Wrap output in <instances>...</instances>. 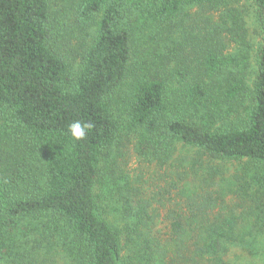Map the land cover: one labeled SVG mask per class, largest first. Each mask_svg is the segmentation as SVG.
Here are the masks:
<instances>
[{
  "label": "trees",
  "instance_id": "obj_1",
  "mask_svg": "<svg viewBox=\"0 0 264 264\" xmlns=\"http://www.w3.org/2000/svg\"><path fill=\"white\" fill-rule=\"evenodd\" d=\"M252 1L251 87L225 74L247 32L228 0H0V264H225L230 242L264 227V0ZM139 29L167 44L131 67ZM77 120L93 125L81 140ZM175 143L253 167L179 174L162 242L150 202L116 169L125 144L163 166ZM115 197L121 229L100 210Z\"/></svg>",
  "mask_w": 264,
  "mask_h": 264
},
{
  "label": "rangeland",
  "instance_id": "obj_2",
  "mask_svg": "<svg viewBox=\"0 0 264 264\" xmlns=\"http://www.w3.org/2000/svg\"><path fill=\"white\" fill-rule=\"evenodd\" d=\"M231 7L238 9L245 22L247 28L245 46L235 43L227 54L235 56L238 60L233 64H229L225 68V74L229 70H240L246 75L247 83L252 87L256 74V53L262 41L261 29L256 16L255 6L252 0H228ZM60 4V0H52V8H56ZM194 11V9H192ZM133 39V38H132ZM147 45L144 46L145 42ZM165 42V41H164ZM157 43L154 37H150L148 32L137 30L132 41V57L131 67L135 62L142 61L146 58L165 51L163 47L166 43ZM241 55V58L239 57ZM243 61V62H242ZM241 64V65H239ZM79 63L73 64V71H77ZM131 77L126 80L122 91H128L131 87ZM120 157L117 173H124L128 180L133 183L135 191L139 194L138 198H142L150 202L149 210L155 217V236L162 242H166L172 235V219L170 212L181 209V196L179 189L176 188L175 181L181 179L179 174L184 171L196 170L199 174L209 171L213 167L220 169L222 172L229 174L241 172L251 169L252 164L246 159L243 160H226L212 159L203 151L190 146H184L181 143H175L171 146L169 157L166 165H159L155 162H147L136 155L133 148L129 144H125ZM185 168V169H184ZM191 173V172H190ZM102 200V215L116 228L121 229L127 225L128 218L120 210L119 201ZM236 198L227 197V203L235 204ZM184 206V203H183ZM180 211V210H178ZM130 221V220H129ZM127 233L122 236V243L125 252L128 253L129 246L127 242ZM225 264H264V227L258 226L247 233L242 241L230 242L225 251L222 253ZM57 264H63L58 261Z\"/></svg>",
  "mask_w": 264,
  "mask_h": 264
},
{
  "label": "clouds",
  "instance_id": "obj_3",
  "mask_svg": "<svg viewBox=\"0 0 264 264\" xmlns=\"http://www.w3.org/2000/svg\"><path fill=\"white\" fill-rule=\"evenodd\" d=\"M92 127L93 125L89 122H81L77 120L68 126V130L75 140H81L85 138L87 131Z\"/></svg>",
  "mask_w": 264,
  "mask_h": 264
}]
</instances>
